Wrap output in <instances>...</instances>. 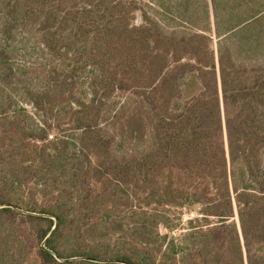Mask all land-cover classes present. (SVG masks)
I'll use <instances>...</instances> for the list:
<instances>
[{
  "label": "trees",
  "instance_id": "obj_1",
  "mask_svg": "<svg viewBox=\"0 0 264 264\" xmlns=\"http://www.w3.org/2000/svg\"><path fill=\"white\" fill-rule=\"evenodd\" d=\"M263 39L264 0H0V205L57 219L0 209V264H147L139 191L196 215L158 264H264Z\"/></svg>",
  "mask_w": 264,
  "mask_h": 264
},
{
  "label": "rangeland",
  "instance_id": "obj_2",
  "mask_svg": "<svg viewBox=\"0 0 264 264\" xmlns=\"http://www.w3.org/2000/svg\"><path fill=\"white\" fill-rule=\"evenodd\" d=\"M139 1H143L146 2L147 0H139ZM170 23V22H168ZM132 24L133 26H140L143 25V20H142V15L140 12H136L134 14L133 20H132ZM202 26V24H201ZM251 32L249 31H245L243 32L241 35H239V42L242 39V44L244 43L245 39L248 38V35H250ZM213 45L214 43L217 41V39L215 38V36H211ZM237 40V38L235 37L234 42ZM262 44V46H264V39L262 40V42H260ZM262 54V53H261ZM251 57L252 54L250 55ZM258 58H261V55L257 56ZM27 109L29 111V113H34L32 108L30 106H27ZM70 128L69 125H64L61 127L60 132H55L54 131H50L49 135H51L52 137H55V135H67L68 129ZM37 141L36 143L40 144V140H35ZM48 141H52L50 140V138L48 137ZM30 186V185H29ZM28 188H23L22 189V194L24 195L26 200H30L29 196L27 195L28 192ZM31 187H33V185H31ZM37 191L34 194V197H36V200L38 201V203L44 202V201H48L50 198L49 197H43L42 195H40V189L36 188ZM142 192H138L135 196H132L130 201L133 202L132 205L128 210H126L127 213L130 212H134L137 211V215L131 216V214L127 215L128 221H129V226L128 229H132V230H136L137 226L140 224L142 225V221L144 216H148V215H157L159 212H162V214L165 215V225H161L158 224L154 227H151L147 222L145 224V228L143 230H139V232H141L142 237L145 238V243H141L138 244L136 247H134L133 244H127V246L125 247V249H127V255L132 256L131 259H133L134 261H140V259H143V263H147V264H158V245L161 244V240H158V237H163V236H167L168 239L170 238H179L184 236L187 231L190 229V225H189V220L190 219H194L196 217V215H192L188 210L182 209V208H176L177 206L174 207H158V203H150V205L146 206V204L144 203L143 200V196H140ZM132 195V193H131ZM138 197V200L135 197ZM43 197V198H42ZM149 203V202H148ZM3 208H10L12 210H14L15 212L24 214V215H29V216H34V217H41V218H46V219H51L53 220V218H56L55 216L49 215V214H40L37 212H31V211H26L23 209H19L16 208L12 205H0V209ZM143 213H148L147 215H143ZM54 221V220H53ZM211 223L215 222L216 219H210L209 220ZM38 228H40V230H44L45 229V225H43V223H39ZM35 228L36 230L38 228ZM136 231H127V234H125L126 237H130L132 236ZM49 235V234H48ZM48 235L40 242L37 241V239L33 236L30 239V246H28L29 251H35L32 250L34 248H37V245H40V247L44 246V244L46 243V240L48 239ZM131 237L130 239H134ZM156 236V237H155ZM47 238V239H46ZM148 241V242H147ZM164 244V243H163ZM122 245L120 243H116L114 244V246H112L114 249H118L120 248ZM55 254V253H54ZM61 259V258H60ZM70 262H76V261H85L88 260L85 257H71L68 258ZM71 259H75V260H71ZM63 260H67V259H63ZM90 260V259H89ZM94 263L97 264H122V262L120 261H116V260H111V259H97V260H91ZM68 262V261H66ZM61 263V262H59ZM64 263V262H62Z\"/></svg>",
  "mask_w": 264,
  "mask_h": 264
},
{
  "label": "water",
  "instance_id": "obj_3",
  "mask_svg": "<svg viewBox=\"0 0 264 264\" xmlns=\"http://www.w3.org/2000/svg\"><path fill=\"white\" fill-rule=\"evenodd\" d=\"M53 220H54V227H53V229H52V231L55 229V227H56V224H57V219L56 218H53ZM52 233V232H51ZM51 233L48 235V237L47 238H49V236L51 235ZM46 238V239H47ZM42 249L43 250H45V251H47V252H49L58 262H66V261H69V259H67V260H63V259H60V258H58L57 256H56V254H54L53 252H51V251H48V250H46L45 248H44V246H42ZM71 260H75V259H71ZM122 264H125V263H122Z\"/></svg>",
  "mask_w": 264,
  "mask_h": 264
}]
</instances>
